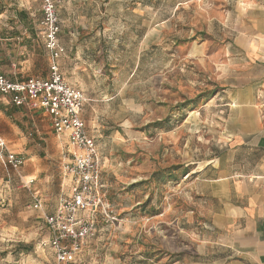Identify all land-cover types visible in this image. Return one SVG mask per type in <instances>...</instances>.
Returning a JSON list of instances; mask_svg holds the SVG:
<instances>
[{
  "label": "rangeland",
  "instance_id": "1",
  "mask_svg": "<svg viewBox=\"0 0 264 264\" xmlns=\"http://www.w3.org/2000/svg\"><path fill=\"white\" fill-rule=\"evenodd\" d=\"M72 3L86 12L84 0ZM2 10L42 16L40 0H0ZM92 10L108 16V29L87 40L91 68L70 73L67 66L66 79L87 93L82 114L101 155L104 201L117 219L99 217L76 258L58 263L45 244V216L68 189L38 193L21 177L18 185L21 168L0 161V264H180L197 241L187 184L219 151L214 52L238 11L227 0H96ZM59 13L69 16L64 7ZM33 38L45 68L41 38ZM63 181L69 185L64 172Z\"/></svg>",
  "mask_w": 264,
  "mask_h": 264
},
{
  "label": "crops",
  "instance_id": "2",
  "mask_svg": "<svg viewBox=\"0 0 264 264\" xmlns=\"http://www.w3.org/2000/svg\"><path fill=\"white\" fill-rule=\"evenodd\" d=\"M72 1L56 0L61 22L59 41L65 48L58 63L67 82V66L70 73H77L79 67L91 68L92 48L87 40L108 29V16H96L91 11L96 0H88V4L84 0L86 12L74 10ZM227 1L238 14L230 13L231 27L224 29L228 40L214 52L220 58L214 99L223 114L219 151L198 169L192 185L187 184V197L194 210L191 219L197 230L193 239L197 241L192 254L175 261L180 264H264V0ZM60 7L67 9L69 16H60ZM22 11H0V71L18 82L46 78L50 58L45 57L49 54L41 31L42 16ZM224 16L231 19L228 14ZM35 35L42 41L45 68H39ZM81 85L73 87L81 90L87 101ZM50 127L46 113L16 107L0 96V137L9 150L24 158L14 181L20 185L21 177L24 187L38 193L68 189L63 181L67 158L61 143L64 140L69 149L68 140L55 135Z\"/></svg>",
  "mask_w": 264,
  "mask_h": 264
},
{
  "label": "built area",
  "instance_id": "3",
  "mask_svg": "<svg viewBox=\"0 0 264 264\" xmlns=\"http://www.w3.org/2000/svg\"><path fill=\"white\" fill-rule=\"evenodd\" d=\"M41 31L50 57L46 78L31 77L13 81L0 71V96L7 97L16 107L46 113L56 134L67 137L69 149L63 172L69 179L68 192L60 199L56 210L45 216L50 233L49 245L58 263H68L81 252L86 240L96 230L99 217L116 220L103 197L102 159L97 140L87 128L82 116L86 102L84 93L64 78L58 60L65 48L59 41L61 22L56 0H40ZM0 161L5 167L20 169L24 159L9 150L0 137ZM35 208L42 201L35 198Z\"/></svg>",
  "mask_w": 264,
  "mask_h": 264
}]
</instances>
